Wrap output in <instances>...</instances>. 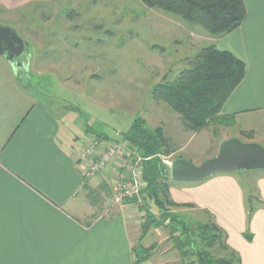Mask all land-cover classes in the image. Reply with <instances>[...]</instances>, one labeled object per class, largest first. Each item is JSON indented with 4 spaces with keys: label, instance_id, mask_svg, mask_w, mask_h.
Masks as SVG:
<instances>
[{
    "label": "rangeland",
    "instance_id": "obj_1",
    "mask_svg": "<svg viewBox=\"0 0 264 264\" xmlns=\"http://www.w3.org/2000/svg\"><path fill=\"white\" fill-rule=\"evenodd\" d=\"M0 26L16 30L26 44L27 51L20 59L25 67L18 69L20 77L26 74L30 77L29 81L23 79L24 83L52 111L61 117L66 114L62 121L64 128L71 130L74 126L80 137L77 143L81 152L90 150L85 158L87 163L82 167L94 168L104 163L103 170L99 169L96 174L95 170L93 177L88 178L98 183L86 191L87 203L91 202L101 217L111 216L122 206L130 205L135 210L133 221L140 230L136 246L145 242L144 247L152 248L150 257L156 262L198 264L195 253L205 249L197 233L198 224L208 220L204 210L172 211L189 226L195 242L193 246L184 247L183 250L190 252V256H184L180 249V241L186 238L182 226L152 228L142 240L148 211L159 217L156 206L148 200L144 189L140 193L141 204L129 200L116 205L114 187L120 178L130 182L133 168H138L142 159L138 150L128 144L123 147L126 143L122 138L138 118L145 120L150 128L164 127L175 150V154L164 158L170 169L173 162L182 158L200 166L217 156L221 146L230 139L264 147V118L261 116H256L259 122L256 132L242 130L243 125L235 119L225 126L215 124L194 133L187 130L179 114L153 98L157 84L165 78L173 81L189 60L211 45L205 40L208 35L205 29L188 24L179 16L147 9L140 0L37 3L18 11L0 10ZM126 150L131 156L124 159ZM244 174L253 173H238L241 177ZM255 179L249 178L251 184H255ZM194 184L172 181L171 188ZM244 187L248 194L249 185ZM143 212L145 217H142ZM225 241L228 244V236ZM226 255L219 248L213 251L216 258Z\"/></svg>",
    "mask_w": 264,
    "mask_h": 264
},
{
    "label": "crops",
    "instance_id": "obj_2",
    "mask_svg": "<svg viewBox=\"0 0 264 264\" xmlns=\"http://www.w3.org/2000/svg\"><path fill=\"white\" fill-rule=\"evenodd\" d=\"M52 1L0 0V10ZM245 3L247 16L238 30L222 38L206 34L205 40L245 63V78L222 115L236 116L242 130L256 132V116L264 118V0ZM65 115L24 87L12 63L0 55V264L171 263L151 257L137 262L134 249L140 230L130 205L101 217L87 203L86 191L98 182L85 176L80 137L74 126L64 128ZM238 173L216 174L192 187L174 185L172 197L212 214L242 264H264V205L249 226L244 187L249 185L248 193L264 203V171L244 177ZM250 177L256 178L254 185ZM247 230L252 241L245 237Z\"/></svg>",
    "mask_w": 264,
    "mask_h": 264
},
{
    "label": "trees",
    "instance_id": "obj_3",
    "mask_svg": "<svg viewBox=\"0 0 264 264\" xmlns=\"http://www.w3.org/2000/svg\"><path fill=\"white\" fill-rule=\"evenodd\" d=\"M150 10L161 11L176 15L188 24L201 26L212 38H222L236 30L244 23L247 16L245 0H140ZM154 49H159L154 46ZM163 50L162 48H160ZM246 75V65L235 55L221 51L215 44L203 48L193 59L188 61L187 67L170 81L165 78L153 89V98L167 104L175 113L179 114L187 130L199 133L212 125L225 126L234 122L236 116L222 115L225 103L241 85ZM30 77H20V82L29 88L24 80ZM123 140L141 154L144 193L149 201L156 206L159 217L148 211L146 225L142 229L143 240L152 228L162 226H182L185 240L180 241V249L184 256L190 252L184 247L193 246L189 226L180 220V216L173 214L176 209L196 210L193 204H178L171 193V169L165 164L164 158L175 154L173 143L167 137L163 126L150 128L141 118L134 121L130 130L123 134ZM246 210L248 224L252 222L254 214L264 203L252 193L246 194ZM208 219L205 224H198V240L205 247L195 253L198 264H242L240 255L230 248L225 241V231L216 223L213 216L205 211ZM171 228V227H170ZM175 235V231H171ZM245 237L252 241L249 230ZM183 245V246H182ZM219 248L227 253L226 257L216 258L213 251ZM152 248H145L142 244L135 247L137 262H145L151 256Z\"/></svg>",
    "mask_w": 264,
    "mask_h": 264
},
{
    "label": "water",
    "instance_id": "obj_4",
    "mask_svg": "<svg viewBox=\"0 0 264 264\" xmlns=\"http://www.w3.org/2000/svg\"><path fill=\"white\" fill-rule=\"evenodd\" d=\"M26 51V44L16 30L0 26V55L12 63L17 73L18 69L23 67L20 58ZM241 171H264L263 146L230 139L221 146L217 156L200 166L184 158L171 165L172 180L183 183H200L216 174Z\"/></svg>",
    "mask_w": 264,
    "mask_h": 264
},
{
    "label": "built area",
    "instance_id": "obj_5",
    "mask_svg": "<svg viewBox=\"0 0 264 264\" xmlns=\"http://www.w3.org/2000/svg\"><path fill=\"white\" fill-rule=\"evenodd\" d=\"M126 143V142H124ZM126 145H124L123 147H126ZM120 149H122V147H119ZM90 150H87L86 152L83 151L81 152L80 156H81V161L82 163H87L85 158H87L90 155ZM133 153V152H132ZM124 155V159H126L127 157L131 156V153H129L127 150L125 151ZM125 162V160H123ZM142 161V159H141ZM141 161L140 164H137V167H134V172L131 173L132 178L130 182H124L121 180L118 181V183L115 185L114 187V191H115V204L116 205H123L125 204L127 201L132 200V201H137L138 205L142 203V199H141V190L144 188V180H143V171H142V167H141ZM104 163L98 164V166L94 167V168H90L89 166L87 168H83L84 169V173L86 178H92L94 173L96 174L97 171H99V169H102ZM100 167V168H97ZM96 170V172H94ZM94 172V173H92ZM123 176V175H122ZM89 180V179H88ZM143 187V188H142ZM139 197L141 200H139ZM141 201V202H140ZM150 206L152 207L151 202H149ZM146 213L143 212L142 213V217H145ZM145 221V220H144Z\"/></svg>",
    "mask_w": 264,
    "mask_h": 264
},
{
    "label": "flooded vegetation",
    "instance_id": "obj_6",
    "mask_svg": "<svg viewBox=\"0 0 264 264\" xmlns=\"http://www.w3.org/2000/svg\"><path fill=\"white\" fill-rule=\"evenodd\" d=\"M23 56H24V55H23ZM23 56H22V57H23ZM22 57H21V58H22ZM21 58H20V59H21ZM20 62H21V60H20ZM21 63H22V62H21ZM23 66H24V65H23ZM24 67H25V66H24ZM23 73H24V72L21 71V74H23ZM22 77L24 78V75H23ZM28 77H29V75H28Z\"/></svg>",
    "mask_w": 264,
    "mask_h": 264
}]
</instances>
